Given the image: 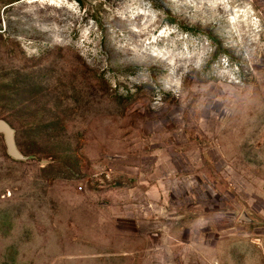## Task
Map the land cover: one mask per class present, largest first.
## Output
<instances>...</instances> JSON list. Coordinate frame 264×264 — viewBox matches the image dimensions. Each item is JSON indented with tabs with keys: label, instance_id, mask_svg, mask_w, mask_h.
<instances>
[{
	"label": "rangeland",
	"instance_id": "1",
	"mask_svg": "<svg viewBox=\"0 0 264 264\" xmlns=\"http://www.w3.org/2000/svg\"><path fill=\"white\" fill-rule=\"evenodd\" d=\"M0 119V264H264V0H0Z\"/></svg>",
	"mask_w": 264,
	"mask_h": 264
},
{
	"label": "water",
	"instance_id": "2",
	"mask_svg": "<svg viewBox=\"0 0 264 264\" xmlns=\"http://www.w3.org/2000/svg\"><path fill=\"white\" fill-rule=\"evenodd\" d=\"M0 135L3 138L7 155L14 161H25L28 157L24 156L17 147L15 141V130L4 119H0ZM240 221L251 223L252 220L242 214L239 218Z\"/></svg>",
	"mask_w": 264,
	"mask_h": 264
}]
</instances>
